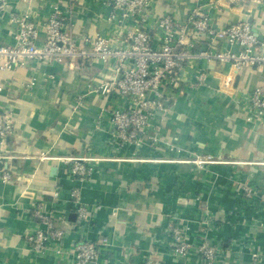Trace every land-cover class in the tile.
Returning <instances> with one entry per match:
<instances>
[{
  "label": "crops",
  "instance_id": "crops-1",
  "mask_svg": "<svg viewBox=\"0 0 264 264\" xmlns=\"http://www.w3.org/2000/svg\"><path fill=\"white\" fill-rule=\"evenodd\" d=\"M105 0H9L0 12L1 35L15 42L17 25L12 13L31 11L39 20L48 18L51 5L73 16L70 31L79 41L100 32L109 35L114 23L107 19ZM198 0H154V15L171 12L183 19ZM250 13L256 32L264 38V6L213 10L219 25ZM133 25V21H131ZM45 38L41 36L40 41ZM195 46L206 48L204 36L193 35ZM211 68V67H210ZM211 71L231 70L220 63ZM112 70L102 61L38 62L14 70H0L5 89L0 101L13 109L14 132L7 148L28 153L16 166L18 180H0V264H69L73 240L97 242L99 259L91 264H208L194 247L185 255L172 251L169 220L187 224L193 243L208 239L221 246L215 264H264V122L246 120L245 96L264 74L247 66L235 74L233 92H213L221 74H211L210 86L171 90L174 100L160 114L167 140L183 150L159 148L146 142L140 148L121 146L115 135L111 108L125 103L120 96H103L96 86L110 78ZM33 77L36 82L29 86ZM107 108V110H106ZM161 123V122H160ZM50 156L84 155L92 173L84 179L72 175L69 164ZM197 155L217 158L197 166ZM23 159L12 158L14 159ZM38 159V162L33 160ZM12 172V171H11ZM33 174L29 180L27 177ZM239 184L254 188L246 196ZM81 188L83 199L101 208L78 228L71 190ZM59 197L53 198L54 190ZM45 199L67 237L65 261L50 250L36 253L27 241L40 227L29 209ZM63 216L68 222L61 223ZM204 220H208L207 223ZM236 252H234V249ZM260 253L256 261L252 252Z\"/></svg>",
  "mask_w": 264,
  "mask_h": 264
},
{
  "label": "built area",
  "instance_id": "built-area-1",
  "mask_svg": "<svg viewBox=\"0 0 264 264\" xmlns=\"http://www.w3.org/2000/svg\"><path fill=\"white\" fill-rule=\"evenodd\" d=\"M104 3L108 8L107 19L114 23L112 33L103 35L96 32L82 43L70 31L73 16L67 14L59 2L51 5L48 18L40 22L31 11L12 13L11 21L17 25L15 42L2 37L0 24V70H14L43 61L72 64L75 60H84L89 64L96 61L107 64L113 58L114 61L108 65L113 76L97 85L96 91L103 96L124 98L123 105L111 108L115 135L121 146L140 148L146 142L154 146L162 142L163 119L159 116L167 111L166 103L174 100L171 90L181 92L186 87H209L211 74L219 72V82L213 92L233 90L230 94L234 96L237 91L234 71L255 66L264 74V38L256 32L250 13L222 25L212 14L213 10L222 11L226 6L233 9L245 8L252 3L264 6V0H198L183 19H178L171 12L154 15V0H105ZM9 5V0H0V12L6 11ZM42 34L45 38L40 41ZM194 34L204 36L206 48L195 46ZM211 61L228 63L231 70L227 73L211 71ZM35 82L36 77H33L29 86ZM4 89L0 81V93ZM245 99L246 120L263 123L264 78L247 92ZM13 132V109L0 101V164L4 165L0 167V180L3 182L12 179L10 168L5 166L7 158L29 157L28 153H16L7 148ZM38 157L68 163L76 179L89 176L93 171L91 161L97 160L94 156H50L43 152ZM209 158L196 162H214ZM240 187L246 196L254 194L248 184ZM52 197L57 199L59 190H54ZM71 201L76 214V220L71 224L76 228L86 225L92 214L101 208L100 204L86 202L79 187L72 188ZM44 202L45 199L41 198L29 209L31 218L40 227L28 234L27 241L34 252L45 254L52 250L61 256L60 261L66 263L63 244L67 232L58 225L53 210L48 209ZM60 221L68 222L66 216ZM207 221L204 220L205 223ZM168 228L174 254L185 255L196 244L199 254L208 264L219 260L222 248L218 243L208 239L193 243L190 227L174 219L169 220ZM232 250L236 252L237 249ZM69 251L73 253L69 264H91L101 255L97 242L82 238L73 240ZM252 258L257 261L260 253L253 251Z\"/></svg>",
  "mask_w": 264,
  "mask_h": 264
},
{
  "label": "water",
  "instance_id": "water-1",
  "mask_svg": "<svg viewBox=\"0 0 264 264\" xmlns=\"http://www.w3.org/2000/svg\"><path fill=\"white\" fill-rule=\"evenodd\" d=\"M113 61H114V59L111 58L109 60V62L107 63V66L110 65ZM220 63H224V62L223 61H211L210 64H209V66L211 68H218V65ZM110 74H111L110 77L113 76V73H110ZM33 161L36 163L39 160L38 159H35ZM24 162H25V158H23V159L22 158L21 159H14V160H11L9 158L6 159L5 166L6 167H9L10 170L12 171V179H11V181L18 180L19 178H22V176H19V175L16 174L17 173L16 172V166H18L20 164H23ZM29 179H30V176L27 177V180H29Z\"/></svg>",
  "mask_w": 264,
  "mask_h": 264
},
{
  "label": "rangeland",
  "instance_id": "rangeland-1",
  "mask_svg": "<svg viewBox=\"0 0 264 264\" xmlns=\"http://www.w3.org/2000/svg\"><path fill=\"white\" fill-rule=\"evenodd\" d=\"M163 129V128H162ZM164 130H162V136H163V140H162V142L159 144V145H157L159 148H162V147H165V146H167L168 148H170V146L169 145H172L173 146V149H177V150H183V148H180V146H178V145H176V144H174V143H172V141L170 142L169 140H167L166 139V137L164 136ZM156 146V147H157ZM209 156L210 155H197V156H195V157H193V158H189V161L191 162V163H193V164H196L197 166H202L203 164H205V163H202V164H198L197 162H196V160L197 161H199L200 162V160H202V159H206V158H209ZM210 160H217V158L216 157H214V156H210V158H209ZM241 185L239 184V187H240ZM241 190H243V189H241ZM252 190H253V192L255 193V190H254V188H252ZM243 192H245L244 190H243ZM245 195H246V193H245Z\"/></svg>",
  "mask_w": 264,
  "mask_h": 264
},
{
  "label": "trees",
  "instance_id": "trees-1",
  "mask_svg": "<svg viewBox=\"0 0 264 264\" xmlns=\"http://www.w3.org/2000/svg\"><path fill=\"white\" fill-rule=\"evenodd\" d=\"M3 166H4V165L1 163V164H0V167H3Z\"/></svg>",
  "mask_w": 264,
  "mask_h": 264
}]
</instances>
